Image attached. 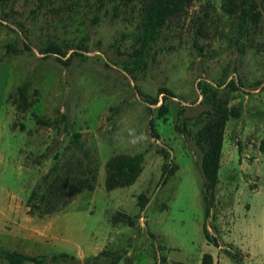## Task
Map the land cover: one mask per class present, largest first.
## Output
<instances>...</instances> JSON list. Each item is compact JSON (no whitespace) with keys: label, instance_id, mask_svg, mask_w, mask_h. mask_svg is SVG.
<instances>
[{"label":"rangeland","instance_id":"1","mask_svg":"<svg viewBox=\"0 0 264 264\" xmlns=\"http://www.w3.org/2000/svg\"><path fill=\"white\" fill-rule=\"evenodd\" d=\"M98 1L0 0V248L44 253L43 264H94L102 249H122L115 264H201L204 252L213 264H264V7L244 32L240 10L194 0L134 68L139 3L97 9ZM51 43L66 54L40 51ZM22 83L25 109L17 105ZM160 86L173 91L162 116L155 108L162 93L155 104L139 93L155 95ZM213 91L239 114L226 121L218 180L204 198L195 133ZM140 133L146 138L131 143ZM137 151L136 180L107 190V158ZM56 161L59 172H94V188H78L56 211L32 213L29 194ZM117 212L134 223L115 222ZM61 251L71 256L51 259Z\"/></svg>","mask_w":264,"mask_h":264},{"label":"trees","instance_id":"2","mask_svg":"<svg viewBox=\"0 0 264 264\" xmlns=\"http://www.w3.org/2000/svg\"><path fill=\"white\" fill-rule=\"evenodd\" d=\"M5 2L6 0H1ZM44 1V0H40ZM112 2L113 7H124L134 2L139 3V23L138 33L135 38L134 48L130 52V64H134V68L140 66L145 61L148 49L159 34L161 28L173 18L184 16L187 8L194 0H99L97 9L104 6L106 2ZM223 7L229 14H234L240 10L241 18L247 22L244 26V32L247 31L250 23L257 24L261 16V8L264 7V0H223ZM261 7V8H260ZM263 9V8H262ZM12 48V44L7 45ZM43 52H53L65 55L66 48H63L57 43H51L45 46ZM58 57V56H57ZM69 57V56H68ZM59 58V57H58ZM132 70L133 66H127ZM233 85V80H230ZM17 105L21 109H25L30 104L27 97V83H22L17 86ZM205 92V88L203 89ZM140 95L148 104H155L159 100V94L162 93L161 102L155 107L157 114L162 116L167 111L166 97L173 95V91L166 87L160 86L155 95H150L139 91ZM214 97L211 106L206 111V119L204 123L195 133V141L201 149L200 168L202 171L203 197L208 194L212 195L218 180V168L223 143V135L226 121L229 116H238L239 110L235 107L228 106L227 98L222 100L216 98V91L212 92ZM148 108L152 107L148 105ZM63 118L65 117L62 115ZM37 122L53 125L55 120L37 117ZM150 125L154 126V120L149 119ZM154 128V127H153ZM80 133L73 134L74 141H77ZM260 149L264 151V140L260 142ZM67 145L66 148H69ZM164 157H168V153L164 151ZM64 166V165H63ZM68 167V166H67ZM143 168V152L137 151L134 153H117L109 156L105 161V179L104 184L107 190L119 186H126L133 183ZM59 161H56L51 168L42 175L36 187L33 188L28 197L29 210L32 213L44 214L58 210L65 205L76 193L80 187L94 188V180L96 174L91 172L89 176H73V169L66 168L64 172H59ZM166 173L172 171V167L167 166L166 162L163 165ZM82 172L81 167H77L76 173ZM84 172V170H83ZM63 174V175H62ZM147 196L143 193L138 195V204L143 208L146 204ZM206 212L207 209H206ZM113 220L123 221L129 225L134 223L132 216L125 212H117L113 216ZM204 235L207 239H211V235L206 227H204ZM102 249L94 257V264H115L121 257V251ZM71 255L66 251L53 253L51 259H67ZM46 254H29L16 249L0 248V259L6 264H24L26 261H34L36 264H43L46 261ZM201 264H213L211 253L204 252L201 258Z\"/></svg>","mask_w":264,"mask_h":264},{"label":"clouds","instance_id":"3","mask_svg":"<svg viewBox=\"0 0 264 264\" xmlns=\"http://www.w3.org/2000/svg\"><path fill=\"white\" fill-rule=\"evenodd\" d=\"M143 138H146V137L144 136L143 133H140L139 136L133 137V139L131 140V143H137ZM114 139H115V137H114Z\"/></svg>","mask_w":264,"mask_h":264},{"label":"crops","instance_id":"4","mask_svg":"<svg viewBox=\"0 0 264 264\" xmlns=\"http://www.w3.org/2000/svg\"><path fill=\"white\" fill-rule=\"evenodd\" d=\"M214 262V261H213Z\"/></svg>","mask_w":264,"mask_h":264}]
</instances>
